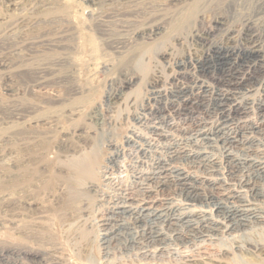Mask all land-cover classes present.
Returning a JSON list of instances; mask_svg holds the SVG:
<instances>
[{
  "label": "rangeland",
  "instance_id": "1",
  "mask_svg": "<svg viewBox=\"0 0 264 264\" xmlns=\"http://www.w3.org/2000/svg\"><path fill=\"white\" fill-rule=\"evenodd\" d=\"M129 1L95 0L99 7H89L87 0H0V264H177L174 256L195 252L178 245L174 255L163 257L146 259L130 249L106 257L99 223L110 199L134 184L133 174L149 169L137 162V144L126 139L134 130L150 138L133 117L150 99L153 78L161 74L163 81L176 72V61L199 58L189 35L214 30L215 19L236 31L235 40L248 28L264 44V0ZM89 10L110 13L108 25ZM182 17L185 25L173 29ZM155 22L163 37L153 43L131 38L133 29ZM219 33L213 43L237 46ZM127 78L133 83L109 104L107 95ZM110 144L120 149L114 164ZM83 155L95 160L94 178L77 182L69 163ZM104 169L109 182L100 177ZM236 237L220 232L205 241L203 258L193 264H264V228ZM248 241L261 245V252L239 253L236 247Z\"/></svg>",
  "mask_w": 264,
  "mask_h": 264
},
{
  "label": "bare ground",
  "instance_id": "2",
  "mask_svg": "<svg viewBox=\"0 0 264 264\" xmlns=\"http://www.w3.org/2000/svg\"><path fill=\"white\" fill-rule=\"evenodd\" d=\"M94 1L87 0L89 7L97 4H92ZM88 12L108 25L110 13ZM183 17L171 27H182L187 22ZM229 26L215 19L214 30L190 31L188 39L199 48V58L176 61V72L163 81L161 74L153 78L150 99L133 117L136 126L147 129L150 138L134 130L126 139L127 145L137 144V162L150 166L148 171L133 174L132 186H124L110 197L105 217L99 223L103 231L99 248L104 256L109 257L116 249H130L138 250L146 259L163 257L174 255L175 246L180 245L195 252L173 259L177 264H193L206 252L202 250L203 243L214 241L220 232H228L235 239L243 232L264 228V44L246 27L235 40L237 33ZM158 27L155 22L133 29L131 38L153 43L163 37ZM217 31L226 41H236L237 46L213 43L212 36ZM118 38L124 40L121 34ZM169 67L167 62L164 68ZM132 83L131 78L117 83L106 97L108 103L120 100ZM249 111H254L253 119L241 117ZM113 145L110 144L113 154L109 157L112 164L120 152ZM69 167L77 182L94 178L95 160L91 155L72 159ZM105 169L100 171V177L109 182ZM123 181L116 182L119 185ZM256 244L248 241L236 248L239 253L254 255L261 246Z\"/></svg>",
  "mask_w": 264,
  "mask_h": 264
}]
</instances>
